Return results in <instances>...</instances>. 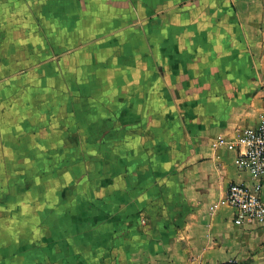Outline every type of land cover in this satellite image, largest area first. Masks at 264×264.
Listing matches in <instances>:
<instances>
[{"label":"crops","instance_id":"obj_1","mask_svg":"<svg viewBox=\"0 0 264 264\" xmlns=\"http://www.w3.org/2000/svg\"><path fill=\"white\" fill-rule=\"evenodd\" d=\"M263 116L264 0H0V264H264Z\"/></svg>","mask_w":264,"mask_h":264},{"label":"built area","instance_id":"obj_2","mask_svg":"<svg viewBox=\"0 0 264 264\" xmlns=\"http://www.w3.org/2000/svg\"><path fill=\"white\" fill-rule=\"evenodd\" d=\"M238 150L237 166L248 172L256 183L248 186L241 183L230 185L222 204L231 206L235 213V224L264 223V116L256 128H247L241 132L235 144ZM218 264H239L231 260Z\"/></svg>","mask_w":264,"mask_h":264}]
</instances>
